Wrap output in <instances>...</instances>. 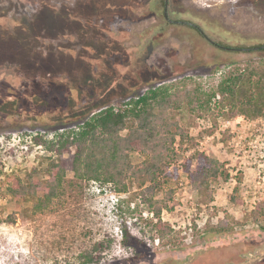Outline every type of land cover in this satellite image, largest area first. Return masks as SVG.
<instances>
[{"label": "rangeland", "instance_id": "374dc122", "mask_svg": "<svg viewBox=\"0 0 264 264\" xmlns=\"http://www.w3.org/2000/svg\"><path fill=\"white\" fill-rule=\"evenodd\" d=\"M164 1L0 0V264H83L84 249L101 241L90 264H264V209L255 218L264 208V117L214 108L219 98L212 114L178 112L185 136L155 196L172 193L160 216L138 206V185L116 194L72 170L44 211H35L43 191L11 193L20 181H48L50 163L70 157L37 145L38 134L54 139L151 87L210 93L250 62L264 67V0H170L178 23ZM200 154L223 166L206 193L191 179ZM160 221L172 230L165 237L148 224Z\"/></svg>", "mask_w": 264, "mask_h": 264}, {"label": "trees", "instance_id": "16d2710c", "mask_svg": "<svg viewBox=\"0 0 264 264\" xmlns=\"http://www.w3.org/2000/svg\"><path fill=\"white\" fill-rule=\"evenodd\" d=\"M257 48L264 52V48ZM216 98L219 99L214 103V108L228 107L232 113L249 118L264 117V67L250 62L221 81L217 89L210 93L204 92L201 85L181 86L173 83L151 87L118 106L100 109L77 129H66L54 139L49 140L38 134L35 137L37 145H43L60 156L69 154L70 157L50 163L48 181L29 182L27 185L20 181L18 188L12 189L11 193L16 197H34L43 191L44 197L35 206V211H44L65 194L67 172L72 170L77 180L109 185L116 194L126 193L131 185H138V206L142 205L160 216L162 210L168 207L172 193L169 192L164 200H157L155 196L162 187V176L175 161L177 137L185 136L177 118L178 112L185 108L192 113L212 114V104ZM3 112L0 108V114ZM10 112L8 109L6 114ZM132 152L143 154L146 160L134 165L130 160ZM197 158L199 166L197 170L190 171L191 179L201 193H206L209 181L219 177L223 166L203 154ZM263 209L257 208L256 219ZM148 224L161 237L172 232L161 221ZM123 238L124 244L132 245L133 237L127 228L123 231ZM104 245L101 241L85 248L80 255L82 263H95L101 259L96 257V252Z\"/></svg>", "mask_w": 264, "mask_h": 264}, {"label": "flooded vegetation", "instance_id": "af4514ba", "mask_svg": "<svg viewBox=\"0 0 264 264\" xmlns=\"http://www.w3.org/2000/svg\"><path fill=\"white\" fill-rule=\"evenodd\" d=\"M167 6V7H166ZM169 7H170V0H165L164 1V15H165V13H166V8H167V12H168V16H169ZM165 17H166V15H165ZM166 19H167V17H166ZM168 21H169V23H178V21H175V20H172L171 18H170V16H169V19H167ZM180 22V21H179ZM195 28H197L199 31H200V33L201 32H203L199 27H195ZM202 35H204L205 36V34H203V33H201ZM212 41V40H211ZM212 42H214V41H212ZM214 45H216V46H218V47H221L220 46V44H217V43H213Z\"/></svg>", "mask_w": 264, "mask_h": 264}, {"label": "water", "instance_id": "95a60500", "mask_svg": "<svg viewBox=\"0 0 264 264\" xmlns=\"http://www.w3.org/2000/svg\"><path fill=\"white\" fill-rule=\"evenodd\" d=\"M167 7V6H166ZM165 15H166V17H167V19H169V16H168V12H167V8H166V13H165ZM190 25H192L193 27H197V25H195V24H190ZM201 33H203V32H201ZM204 34V33H203ZM205 38L206 39H208L211 43H214V42H212L206 35H205ZM221 48H225V47H223V46H221ZM260 48H264V46H262V47H260ZM225 49H227V50H232V49H230V48H225ZM257 49V48H256ZM233 50H235V49H233ZM238 50H244V49H238ZM249 50V49H248Z\"/></svg>", "mask_w": 264, "mask_h": 264}, {"label": "built area", "instance_id": "2783aa9c", "mask_svg": "<svg viewBox=\"0 0 264 264\" xmlns=\"http://www.w3.org/2000/svg\"><path fill=\"white\" fill-rule=\"evenodd\" d=\"M201 123H203V120L201 121ZM153 216V215H152Z\"/></svg>", "mask_w": 264, "mask_h": 264}]
</instances>
